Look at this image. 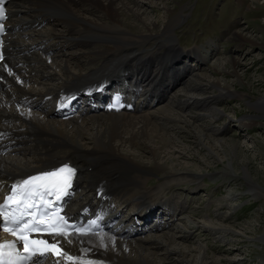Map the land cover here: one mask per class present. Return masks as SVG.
<instances>
[{
  "label": "bare ground",
  "instance_id": "obj_1",
  "mask_svg": "<svg viewBox=\"0 0 264 264\" xmlns=\"http://www.w3.org/2000/svg\"><path fill=\"white\" fill-rule=\"evenodd\" d=\"M8 7L9 37L6 39V58L0 64V150L6 148L15 152H30L31 158L14 159L8 166L0 157V193L11 181L68 161L77 167L71 187L77 196L75 206L71 205V199L68 200L66 212L71 217L87 213L100 214L106 224L105 230L99 233L83 236L74 234L71 243L56 237L63 251L72 259L64 255H49L39 264H56L57 261L59 264H162L154 258L156 252L152 249L163 247V243L166 244L163 247L166 254L173 255L171 259L177 257L180 263L191 264L185 259L184 250L170 247L176 236L183 235V230L177 231L178 235L169 232L162 236H136L145 230L159 231L172 226L173 229L178 228L173 225L174 220L185 209V202L175 194L153 197L154 192L143 183L146 173L160 172L163 177L175 179L188 176L191 177V185L196 187L201 183L200 176L191 169L169 166L157 159L158 153L169 154L166 147L172 145L165 137L161 122L169 118L177 119L169 106L160 107L155 112L150 108L168 94L174 84L186 81L185 78L192 72V68L187 65H177L185 53L177 46L174 34L169 30L163 31L166 39H159L155 44H161L167 49L170 47L165 53L157 54L155 46L143 49L137 47L145 46L149 39L156 36L134 33L137 25L131 23L132 16L128 12L131 5L127 0H11ZM161 7L164 12L171 10L166 3ZM89 10L101 14L96 15L101 23L84 14ZM157 18L158 15L152 17V20L140 18L138 21L145 28L151 29L153 25H158ZM58 25H62L64 31L58 29ZM262 30L264 33V28ZM234 35L241 42L239 46L245 41L258 42L246 37L242 30ZM81 44L97 47L91 53L102 61L84 68L82 58H76L72 53L71 63L76 65L69 64L70 61L62 62L60 67L64 68L65 78L52 81L55 72L48 67H54V60L66 56L71 47ZM260 46L264 47V44L260 43ZM196 51L200 50L192 49L188 53L201 62L210 60L211 52L208 49L204 52L201 50L202 55H197ZM147 61H151V67L144 64ZM240 63V59L232 57L224 63L215 62L211 67L219 74L233 73ZM136 65L140 66L136 68ZM70 67L78 68L73 71ZM195 76L190 82L186 81L184 90L199 91L202 95L198 96L196 92L187 97L173 95L168 105L201 103L203 109H207L201 116L213 119L223 112L216 105L218 100L247 96L232 85L233 82L238 86L244 85L240 77L232 82L210 78L208 84H205L195 80ZM31 81L43 85L35 91L26 86ZM116 85L127 87L132 110L103 109V99ZM73 94L84 97L83 101L88 99L85 107L66 120L57 117L54 105ZM244 103L249 107V114L240 119L239 125L261 123L257 118L261 115L264 117V96ZM8 104H12L13 111L5 110ZM33 108L37 112L32 111ZM139 110V114H131ZM212 126L213 133L219 131ZM204 136L203 133L198 135L197 140L201 145H204ZM147 141L158 150L155 152V149H149V161L143 156L144 152L137 149L139 146L147 148ZM26 143L31 144L30 147H26ZM233 146L236 148L237 143H233ZM213 175L220 181L230 179L244 182L253 197L262 193V188L252 179L250 171L244 168L242 176H239L235 174L231 162L224 164ZM228 198L230 196H224L213 203L217 208L226 204ZM128 204L136 208L130 217H140L141 224L136 220L130 224L115 222ZM162 214L170 215L167 222ZM193 214L197 215L195 211ZM221 217L228 218L223 215ZM212 230L228 236L236 234L228 225L211 226ZM261 238L264 241V236ZM202 253L203 258L206 257Z\"/></svg>",
  "mask_w": 264,
  "mask_h": 264
},
{
  "label": "rangeland",
  "instance_id": "obj_2",
  "mask_svg": "<svg viewBox=\"0 0 264 264\" xmlns=\"http://www.w3.org/2000/svg\"><path fill=\"white\" fill-rule=\"evenodd\" d=\"M127 2L131 5V9L128 8L132 16L131 23L137 25V29L133 30L134 33L156 36L149 39L144 44L145 46L137 47L154 48L159 39H166L162 34L163 31L169 30L174 34L177 46L185 55L192 49L200 50L196 51L197 55L203 54L201 50L204 52L208 49L211 52L210 60L202 62L190 56L189 53V56H182L177 65L181 63V60L182 64H187L189 68L192 65V72L189 77L185 78L186 81L190 82L195 75V80H201L205 84H208L210 78L232 82L240 77L244 85L238 86L234 82L232 85L240 92L247 94V96L244 94L243 98L232 96L218 100L216 105L223 112L214 117V120L211 117L201 116L207 110L203 109L201 103L168 105L173 95L187 97L195 92L198 96L202 95L199 91H185L186 81L174 84L175 87L172 86L166 96L151 106L152 112L160 107L169 106L168 108L175 112L173 116L177 119L169 118L161 122L166 132L165 137L171 141L172 145L166 147L169 154L168 152L158 153V161L169 164V166L174 165L176 168L191 169L200 176L201 183L196 187L191 185V177L188 176H178L179 178L175 179L163 177L160 172L146 173V180L143 183L154 192L153 197L175 194L185 202L183 203L185 209L180 211L177 219L174 220L173 225L178 228L173 229L172 226V228L159 231L146 230L138 235L162 236L169 232L178 235L177 231L183 230V235L176 236L175 242L170 244V247L184 250L185 259L191 264H264V241L261 238L264 236V117L261 115L257 118L261 123L257 122L251 126L239 125L240 119L249 114V107L244 102L255 101L259 96H264V47L260 46V43L264 44L262 30L264 28V0L255 2L253 0H127ZM164 3L171 8L169 12L168 10L164 12L162 9L161 5ZM84 14L91 20L101 23L96 16L101 15L99 12L89 10ZM157 15L158 25H153L151 29L145 28L141 21H138L147 18L152 20V17ZM176 19L177 21L174 22ZM57 27L61 30L64 28L62 25ZM240 30L246 37L256 39L257 44L245 41L239 46L241 42L234 37V34ZM87 46L89 45L73 46L67 51L66 56L59 57L52 62L57 71L56 79H59L60 75L65 78L64 68L60 67V64L70 61L69 64L76 65L71 63L72 53L76 58H82L84 68L96 61H102L97 55L91 53V50H96L97 47ZM155 48H157V54L165 53L170 49L161 44ZM232 57L241 60L236 72L219 74L212 69L213 63H224L227 58ZM153 62L157 63L156 60ZM150 63L151 61H147L144 64L151 67ZM140 65H136V68ZM77 68L70 67L73 71ZM31 85L36 88L41 86L37 83ZM33 90L36 91V89ZM212 125L220 132L213 133ZM200 133L206 135L203 139L204 145L199 144L197 140ZM147 143V148L139 146L137 149L143 151V156H146V160L149 161L151 158L149 149L153 148L155 152L158 150L152 143L148 141ZM233 143H237L236 148ZM1 155L8 162L20 156L16 153L10 154V152L1 153ZM29 155L30 153L25 154L26 157ZM23 159L25 158L21 157L18 160ZM230 162L235 174L239 176H242L244 168L250 171L252 179L262 188L260 196L253 197L249 192V186L242 181L230 179L220 181L219 178L214 177L213 174L217 170H221L224 164ZM224 196H230L226 199L227 203L216 208L213 201ZM176 201L173 203L176 204ZM130 211L131 207L127 206L123 214L128 216ZM193 211L197 215L193 214ZM219 213L228 218L221 217ZM161 216L166 222L170 217L164 214ZM221 224L232 227L236 234L228 236L221 232L210 231L211 226ZM165 246L166 244L163 243V247ZM163 247L152 249L156 252L154 258L162 264H182L178 261L179 259H176L177 257L171 259L173 255L166 254ZM201 251L206 254V257L203 258Z\"/></svg>",
  "mask_w": 264,
  "mask_h": 264
},
{
  "label": "snow or ice",
  "instance_id": "obj_3",
  "mask_svg": "<svg viewBox=\"0 0 264 264\" xmlns=\"http://www.w3.org/2000/svg\"><path fill=\"white\" fill-rule=\"evenodd\" d=\"M4 18V10L0 7V20ZM0 31H3L2 26ZM75 171L74 168L63 165L49 172L29 177L13 186L12 195L6 198L4 204H0V216L3 217L0 224L3 225L4 232L10 233L16 237V241L22 242L23 253L17 250L16 241L0 244V264H16V261H31L32 264H39L40 258L48 254L67 256L59 239L50 243L48 240L31 239L32 234L56 236L68 243H71L74 234L78 236L87 234L86 229L75 228L58 211L51 210L52 201L46 199V196H54L55 200L59 201L62 197L70 195L69 190L72 187ZM9 202L18 206V215L5 211ZM20 205L22 207H19ZM92 223L95 224V221ZM5 249L8 251L6 252ZM67 259L71 260L72 257L67 256ZM56 264H59V261Z\"/></svg>",
  "mask_w": 264,
  "mask_h": 264
}]
</instances>
